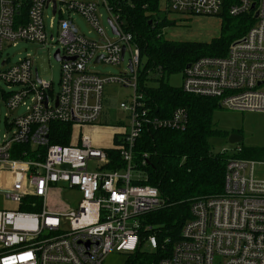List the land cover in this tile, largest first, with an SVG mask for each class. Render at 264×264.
<instances>
[{
    "label": "built area",
    "instance_id": "obj_1",
    "mask_svg": "<svg viewBox=\"0 0 264 264\" xmlns=\"http://www.w3.org/2000/svg\"><path fill=\"white\" fill-rule=\"evenodd\" d=\"M121 2L0 0V111L3 104L8 109V132L0 133V264H104L114 251L128 253L126 264H133L143 230L147 252L160 246L143 216L163 201L157 187L142 183L146 178L141 173L133 177V170H139L134 149L146 128L185 130L189 113L184 107L169 117L150 112L138 86L140 47L122 16ZM162 3L190 16L254 18L247 32L230 43L226 55L190 62L182 88L215 98L220 107L264 111V0ZM49 7L54 16L60 15L56 33L46 25ZM102 7L109 13L113 37L102 25ZM72 12L88 21L97 39L81 32ZM50 27L55 28L54 17ZM19 40L59 44L60 56L68 59L60 61L58 93L52 81L36 77L38 68L30 55L13 64H8V57L2 59L4 46ZM127 52L128 69L122 75L90 68L92 63L122 64ZM110 83L134 89L130 102L121 103L129 125L116 146L126 167L117 170L106 167L110 162L106 150L94 145L87 133L68 145L50 142L54 122L97 123L104 109V88ZM21 107L25 110L15 114ZM242 151L241 146L223 151L231 156L222 194L193 201L192 217L184 223L181 238L151 264H264V171L257 175L264 159L235 156ZM62 194L69 200H62ZM5 199L16 203L17 209L5 206ZM169 242V238L163 242V252H168Z\"/></svg>",
    "mask_w": 264,
    "mask_h": 264
},
{
    "label": "trees",
    "instance_id": "obj_2",
    "mask_svg": "<svg viewBox=\"0 0 264 264\" xmlns=\"http://www.w3.org/2000/svg\"><path fill=\"white\" fill-rule=\"evenodd\" d=\"M121 1L122 16L140 47L138 86L150 112L169 117L176 108L184 107L189 113L185 130L146 128L134 149L135 165L146 178L142 183L157 187L163 201L143 216V223L152 225L157 233L160 246L155 252H147V232L143 230L142 246L131 257L133 264H151L167 255L181 238L184 223L192 217L193 201L222 194L226 165L231 156L213 151L209 142L216 134L211 114L214 108L220 107L217 99L186 93L182 86L171 85L167 76L184 72L188 63L202 56L226 55L230 43L245 34L255 20L249 15L239 16V32L221 35L211 42H178L162 34L161 25L170 21L158 20L161 0H132L135 5ZM73 126L71 122L52 123L50 142L71 144ZM120 142L116 135V146ZM116 146L105 149L110 159L106 167L112 170L126 167ZM254 154L243 148L235 156L251 158ZM167 238L170 239L168 252H163L161 246Z\"/></svg>",
    "mask_w": 264,
    "mask_h": 264
},
{
    "label": "rangeland",
    "instance_id": "obj_3",
    "mask_svg": "<svg viewBox=\"0 0 264 264\" xmlns=\"http://www.w3.org/2000/svg\"><path fill=\"white\" fill-rule=\"evenodd\" d=\"M69 1V0H65ZM86 1V0H77ZM64 6V4L60 5ZM102 13L101 22L105 27L106 32L110 37H113V32L108 22L109 13L102 7L100 8ZM72 17L75 19L76 24L87 37L97 39L96 32L89 25L88 21L78 12H72ZM68 17V13H65ZM55 19V28L50 27L51 19ZM60 15L54 16L52 7L45 10V19L48 31L58 30V20ZM168 19L170 23L161 25V31L166 39L178 42L196 41V42H211L214 38L221 35L228 36L239 32L240 30V17L229 16L224 14L221 16H202V15H185L175 12L167 7L165 3H162L161 11L158 15V20L162 22L163 19ZM58 43L40 44L36 42H29L25 40H19L16 44L5 45L2 51V59L9 58L8 64H13L20 58L30 55L34 59L35 67L38 68L40 78L47 81H52L54 84L55 93L59 92V81L61 76V62L55 58V52L58 49ZM130 53L127 52L125 60L122 64L112 65L106 63H99L90 65L91 70L103 74H117L122 75L128 69V62ZM167 81L175 86L181 87L183 83V72L172 73L167 76ZM153 82V81H152ZM150 82V83H152ZM157 82V81H156ZM158 83V82H157ZM134 89L131 86L123 85L120 83H110L104 88L103 98L107 99L105 102V112L111 116L114 122L119 119L123 120V127L127 125L126 116L128 111L121 107V102L129 103ZM25 109L21 107L17 113L20 114ZM6 114L8 109L5 104L1 106L0 111V133L5 134L8 132V126L6 124ZM211 124L215 135L210 137L209 142L213 151L223 152L227 150L232 152L236 147L241 146L246 150H252L255 154L251 157L254 159L264 158V111L260 110H233L225 108L223 106L213 109L211 114ZM128 126V125H127ZM81 130L84 133H89L92 140L96 138L108 139L110 138L109 146L112 144L110 134L102 131H92L90 129L81 127H74L72 132V142H76L79 139ZM232 134L241 136V140L237 143H231L229 137ZM108 135V136H107ZM108 146V145H107ZM95 166L94 162H91V169ZM264 167L259 166L257 169V175L262 176ZM141 173V170L134 169L133 177H137ZM79 194L75 195L77 201ZM61 199L68 201L69 198L66 194L61 195ZM76 202H73L75 205ZM4 205L9 209H17L18 205L9 199H5ZM130 255L128 253H121L114 251L108 255L104 264H126L127 258Z\"/></svg>",
    "mask_w": 264,
    "mask_h": 264
},
{
    "label": "crops",
    "instance_id": "obj_4",
    "mask_svg": "<svg viewBox=\"0 0 264 264\" xmlns=\"http://www.w3.org/2000/svg\"><path fill=\"white\" fill-rule=\"evenodd\" d=\"M161 7H162V5H161ZM105 102L107 103V99H104V105H105ZM104 111H105V107H104L102 115H101V117H100V119H99V121L97 123L91 124V125H80V126L76 125V126H73V128L74 127H79L81 129V127L84 126V128L90 129V130H92L94 132H96V131L106 132V133L110 134V137H111V140H112L111 141L112 142L111 146H109L110 138H109L108 135H107L108 139H106V140L105 139L96 138L94 141L92 140V142H93L94 145H96L98 147H101V148H104V149L114 148L116 146V143H115L116 135L118 136V138H120V136H122L123 133L126 131V129L128 127L127 125H129V114L127 113V116H126L127 125L125 127H123L124 124H123V120L122 119H119L117 122H114L111 119V116H109L107 112L104 113ZM81 133H84V132L81 130ZM87 134H89V133H87ZM72 143H75V142H72Z\"/></svg>",
    "mask_w": 264,
    "mask_h": 264
},
{
    "label": "water",
    "instance_id": "obj_5",
    "mask_svg": "<svg viewBox=\"0 0 264 264\" xmlns=\"http://www.w3.org/2000/svg\"><path fill=\"white\" fill-rule=\"evenodd\" d=\"M115 32H116V30H115ZM55 58L57 59V60H59V61H62V59H68L67 57H62V56H60V51L59 50H56V52H55ZM101 57H98L96 60L98 61L99 59H100ZM190 66V63H188L187 65H186V67H189ZM130 68H131V70L133 69V67H132V65H130ZM36 77L37 78H39V74H38V71L36 70ZM45 103H47V101H45ZM58 103V101H56V104ZM241 140V136H239V135H236V134H232V135H230V137H229V141L231 142V143H237V142H239Z\"/></svg>",
    "mask_w": 264,
    "mask_h": 264
},
{
    "label": "bare ground",
    "instance_id": "obj_6",
    "mask_svg": "<svg viewBox=\"0 0 264 264\" xmlns=\"http://www.w3.org/2000/svg\"><path fill=\"white\" fill-rule=\"evenodd\" d=\"M119 133V132H118Z\"/></svg>",
    "mask_w": 264,
    "mask_h": 264
}]
</instances>
